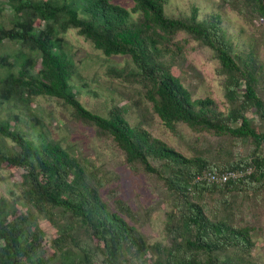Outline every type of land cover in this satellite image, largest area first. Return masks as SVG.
Listing matches in <instances>:
<instances>
[{
    "label": "trees",
    "instance_id": "16d2710c",
    "mask_svg": "<svg viewBox=\"0 0 264 264\" xmlns=\"http://www.w3.org/2000/svg\"><path fill=\"white\" fill-rule=\"evenodd\" d=\"M5 1L12 18L0 26V45L19 49L12 61L0 57V110L7 107L0 117V169L18 172L17 201L26 210L11 209L0 196V264H258L257 228L243 221L264 214V0H219L246 25L263 22L242 48L221 15L200 18L192 8L189 16H169L167 0H133L130 9L112 0ZM70 30L106 63L129 59L122 69L109 65L107 75L120 78L127 88L122 97L150 110L169 132L178 136L186 126L232 145L216 154L193 147L185 155L154 137L144 120L130 123L121 104L111 102L105 115L87 109L76 88L99 94L74 61ZM191 43L218 62L226 109L212 97L195 98L186 86L179 59ZM40 97L69 108L76 122L111 141L134 175L155 180L165 195L163 240L144 237L131 201L107 199L102 175L50 138L32 107ZM20 117L28 120L25 129ZM234 146L246 154H234ZM238 170L250 172L223 184L194 182L205 172ZM40 217L54 228L49 258Z\"/></svg>",
    "mask_w": 264,
    "mask_h": 264
},
{
    "label": "rangeland",
    "instance_id": "374dc122",
    "mask_svg": "<svg viewBox=\"0 0 264 264\" xmlns=\"http://www.w3.org/2000/svg\"><path fill=\"white\" fill-rule=\"evenodd\" d=\"M112 1L125 9H130L133 5V0ZM192 8L198 9L200 18L210 13L221 15L222 23L232 37L233 43L240 48L246 46L254 34H259L258 30L263 24L262 21H255L252 25H246L237 13L219 0H167L165 12L169 16H189ZM11 18L10 5L5 0H0V26H7ZM182 37L184 36H179V38ZM66 39L71 47L74 61L80 64L82 75L91 81V87L99 94L98 97H94L79 87L76 88L78 100L87 109L105 115L111 102L121 104L126 109L130 123L144 120L147 130L154 137L185 155H192L193 147L210 148L213 150L212 153L216 154L221 146L224 148L232 145L230 139H222L223 144L219 145L217 138L206 133L195 134L186 126L178 128V136L172 134L150 110L145 111L136 106L130 96L122 97L121 93L127 88L120 78L107 75L106 69L109 65L122 69L129 61L128 58L115 56L106 63L100 52L96 51L84 38L77 36L74 30L66 34ZM18 49V44L4 41L0 45V57L10 55L9 61H12L13 54ZM179 62L186 86L195 98L209 96L217 102L221 110L227 108L223 96L222 77L217 74L219 64L209 49L200 48L191 43ZM32 107L34 112L44 119L50 138L69 149L73 155L102 175L107 184L104 194L107 199H112L113 195H117L131 201L136 213V226L144 237L151 242L163 240L165 195L163 191H160L161 188L155 180L143 174L134 175L116 146L111 141L99 137L93 128L76 122L71 117L69 108L57 101L42 97L35 99ZM14 111L17 113L16 109ZM6 116L7 107L2 106L0 117ZM20 120L19 126L25 129L28 120L25 117H20ZM232 151L234 154L243 155L246 154L247 148L234 146ZM17 174V171L13 172L7 167L0 169V196L7 200L11 209L15 208L19 212H25L26 209L17 201L21 189V179ZM114 187H118L116 194L113 193ZM147 213L150 214L149 219L146 216ZM243 222L256 226L257 230L253 238L257 245L252 255L258 264H264V232H261L264 230V214L257 221L247 218ZM38 225L46 232L47 243L43 250L45 257L49 258L52 252L49 248L50 239L54 234V228L43 217L38 219Z\"/></svg>",
    "mask_w": 264,
    "mask_h": 264
},
{
    "label": "built area",
    "instance_id": "2783aa9c",
    "mask_svg": "<svg viewBox=\"0 0 264 264\" xmlns=\"http://www.w3.org/2000/svg\"><path fill=\"white\" fill-rule=\"evenodd\" d=\"M250 171H227L223 173H213V172H205L204 174L195 178V183L206 182L208 184H223L231 179H237L243 177L246 173Z\"/></svg>",
    "mask_w": 264,
    "mask_h": 264
}]
</instances>
